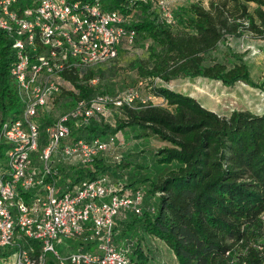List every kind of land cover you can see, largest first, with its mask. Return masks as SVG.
Segmentation results:
<instances>
[{"label":"trees","instance_id":"trees-1","mask_svg":"<svg viewBox=\"0 0 264 264\" xmlns=\"http://www.w3.org/2000/svg\"><path fill=\"white\" fill-rule=\"evenodd\" d=\"M100 1L108 11L118 10L126 16L134 10L140 13L138 20L126 25L135 31V43L145 38L148 44L149 57L130 64L139 76L132 86L138 91L148 80L171 82L182 78L218 81L226 87L239 82L257 87L243 55L229 51L222 60L211 55L226 35H236L246 28L245 23L246 29L264 37V0H210L208 8L194 3L174 13L175 24L167 23L160 11L140 0ZM250 3L256 4L253 12ZM176 25L182 29L173 31ZM12 44L13 38L0 29V129L1 122L23 109L10 72L16 60ZM122 47L132 46L124 42ZM99 71L102 73L100 69L88 70L82 79L78 71L65 72L64 78L74 84L76 92L64 91L61 106L89 99L99 88L109 93L101 83L97 87L89 84L97 79ZM261 88L264 91V84ZM153 92L164 97L166 104L176 106V116L137 100L114 113L113 123L94 120L87 130L72 132L77 139L91 140L119 138L127 128H137L138 138L157 137L166 144L156 152V163L171 167L158 180H147V194L132 182L131 187L143 190L144 212L139 216L128 214L117 223V246L131 250L135 246L132 241L141 235L135 249L139 258L132 256L139 264L149 263L141 246L148 236L164 242L178 264H264V114L234 111L220 119L189 96L166 88ZM50 118H43L44 126L51 123ZM7 150L8 146L0 143V160ZM226 158L230 167L222 163ZM122 165L123 161L113 166L97 159L79 167L73 177L110 176L122 182L116 176ZM248 172L250 179L241 180ZM145 202L151 204L145 207ZM13 250L0 249V259L12 255ZM47 264L57 262L50 256Z\"/></svg>","mask_w":264,"mask_h":264},{"label":"built area","instance_id":"built-area-1","mask_svg":"<svg viewBox=\"0 0 264 264\" xmlns=\"http://www.w3.org/2000/svg\"><path fill=\"white\" fill-rule=\"evenodd\" d=\"M160 8L175 24L170 8ZM127 24L128 16L105 10L100 0H0V29L13 38L10 72L23 104L20 114L1 122L0 143L8 150L0 160V249L14 250L0 264H47L50 256L57 264H139L129 248L117 246L116 226L128 214L144 212L143 190L110 176L73 177L97 159L107 162L118 137L77 139L72 132L146 100L129 87L121 96L98 90L61 106L64 91L76 92L65 72L78 71L82 79L116 61L124 42L135 44ZM98 81L89 84L97 87ZM45 117H52L47 126ZM122 159L115 156L113 166ZM66 240L75 249L60 253L57 246Z\"/></svg>","mask_w":264,"mask_h":264},{"label":"rangeland","instance_id":"rangeland-1","mask_svg":"<svg viewBox=\"0 0 264 264\" xmlns=\"http://www.w3.org/2000/svg\"><path fill=\"white\" fill-rule=\"evenodd\" d=\"M144 3L151 4L156 11L160 10L162 3L165 4L163 10L168 12L167 8L174 13H179L181 9H188L194 3H201L208 8L210 0H140ZM250 11L256 8L255 3H250ZM162 15V13H161ZM140 18L138 10H134L128 16V24ZM246 28L248 23L244 24ZM242 28L236 35H226V39L213 52L211 58L222 60L224 55L232 52L236 55H243L244 61L248 64L251 71V78L257 85L254 87L248 83L239 82L234 87H226L221 82L212 81L201 78H182L171 82H164L160 79L154 81L148 80L139 89V96L146 100V106L156 109L160 112L176 116L175 105L166 104L164 97L155 95L153 89L166 88L171 91L189 96L197 101V103L205 110L215 113L220 119L229 117L234 111H248L256 115L264 114V91L261 86L264 84V37L257 35L249 29ZM180 26H175L173 31L181 30ZM149 57L148 44L145 38L138 39L131 48H121V52L116 61L104 64L100 67H94L95 70L100 69L97 74L98 84L113 96H121L129 87L135 86L139 80L137 71L130 68V64L136 59H146ZM148 88H147V86ZM146 86V87H144ZM152 88V89H150ZM99 90H103L99 88ZM150 98V99H149ZM58 111L56 112V115ZM110 122H114L113 116ZM140 131L137 128H127L118 138V145L114 151L106 153L108 164L113 165L115 156L123 157V169L120 171L119 177L122 182L127 183L131 187L134 185L144 189L147 194V180H158L162 177L171 166H159L156 163V152L166 146L157 137L138 138ZM228 152V149L225 150ZM218 155L214 157L217 158ZM222 163L225 167H230L229 161L223 159ZM235 170V169H234ZM237 171V168L236 170ZM241 180L250 179L249 172L241 177ZM114 181H117L114 179ZM121 183V182H120ZM147 196V195H146ZM147 198V197H146ZM149 202V200H148ZM145 202V207L149 206ZM152 202V201H151ZM148 204V205H147ZM264 221V215L262 216ZM138 235L134 241V247H131V256L135 257L136 245L139 244ZM142 246L143 253L149 258L148 264H178L173 252L161 240L148 236ZM75 249L73 240H66L63 245L57 246V250L61 253L66 248ZM65 252V251H64ZM63 254V253H62ZM139 258L138 256H136ZM135 257V258H136ZM139 260V259H138Z\"/></svg>","mask_w":264,"mask_h":264}]
</instances>
